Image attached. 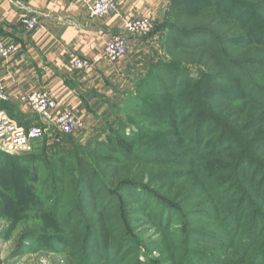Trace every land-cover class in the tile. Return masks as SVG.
Instances as JSON below:
<instances>
[{"label":"trees","instance_id":"16d2710c","mask_svg":"<svg viewBox=\"0 0 264 264\" xmlns=\"http://www.w3.org/2000/svg\"><path fill=\"white\" fill-rule=\"evenodd\" d=\"M241 10L262 20L238 0H171L163 23L156 29L167 59L149 65L135 93L128 91L124 99L127 108L140 111L147 121L177 126V136L186 144L183 148L189 156L170 152L144 134L127 135L124 119H116L118 127L107 132V141L95 140L85 148L76 146L71 135L63 134L57 140L67 150L50 155L44 153L47 145L43 152L36 150L42 139L34 144L32 155L10 156L0 151V186L5 188L2 198L8 204L0 205V210L49 215L46 208L52 206L56 214L52 217L58 218L62 236H68L73 249L85 254L86 264L98 255L95 250L102 247L106 253L115 248V242V253L120 254L131 245L134 249L139 246L126 233L118 240L112 238L115 232L108 230L110 227L104 233L103 220L113 219L130 230L129 222L141 219L145 212L160 228L169 227L181 216L184 232L177 243L183 244L187 254L182 260L175 247L158 239L148 249L150 255L158 252L160 256L149 264L231 263L232 259L218 249L239 250L245 261L252 254L250 264H264V240L258 242L264 236V163L258 159H264V133L257 138L249 133L246 138L231 139L238 155L224 154V144L230 138L227 130L236 138L237 133L208 114V109L227 113L238 101L243 102L241 113L248 111L251 122L258 123L257 110L264 112V33L254 31L252 39H236L241 27L236 13ZM258 28L264 30V25ZM209 138H213L210 148L202 155ZM196 160V174L207 183L203 187L186 179L193 174L190 169ZM177 163L189 170H157ZM42 165L48 175L39 190L31 184L30 174L37 175ZM232 172L239 179L236 183L229 180ZM204 188L209 197H204ZM41 194L47 199L42 200ZM234 198H238L236 203L229 205ZM30 236L29 240L43 242L40 235ZM238 239L241 249L235 246ZM200 244L214 251L191 247ZM136 256V264H143L137 252Z\"/></svg>","mask_w":264,"mask_h":264},{"label":"rangeland","instance_id":"374dc122","mask_svg":"<svg viewBox=\"0 0 264 264\" xmlns=\"http://www.w3.org/2000/svg\"><path fill=\"white\" fill-rule=\"evenodd\" d=\"M167 2L169 6L171 0H167ZM238 2L241 3L243 7L256 11L263 21L260 19L258 21L257 19L255 20V18H253L249 13L243 14L242 10L238 11L236 16L239 18L241 27L238 29L236 39H252L254 36V31L259 32L261 30L259 33H264L263 29L258 28L259 26L264 25V3L261 2V0H238ZM161 23H163L162 16L159 18V20H154V27L147 36L137 37V44L135 48L133 47L131 50H128L127 56L122 62L115 65L112 64L113 69L111 70L114 71V76L111 77V81L108 82L112 87H105L104 91L102 92L105 101L100 107L93 108L97 113V116L95 115V117H90V120H84L78 116L82 120V128L74 135H71V140L76 146L79 148H85L95 140H105L106 135L108 134L107 132L113 133V130L117 129L119 121L116 119H124L126 122L125 126L127 128V135L135 132L144 134L149 139H152L154 143L166 146L170 152H176L180 155L189 156L188 149L183 148L186 144L179 138V136H177L180 131L177 126H175L173 123L163 126L155 125L152 122L147 121L146 116L142 115L140 111L132 108L130 109L129 107L127 108L126 105H124V99H126L128 91H130L132 94L135 93V87L145 79L146 69L149 67V65L156 63L158 60L167 59L162 49V39L160 35L156 33L157 26ZM140 46L141 48H139ZM131 67L133 70H128L129 68L131 69ZM255 82L258 83L256 80ZM199 99H202V97H199ZM241 105H243V102L238 101L237 104H234L233 108H231L229 112L224 114L218 113L217 111L211 112V110L208 109V114H210L212 117H215L217 122L222 123L224 121L226 125L231 126L237 133L236 138L233 133L231 134V132L227 130L230 138L228 139L227 144H224L223 150L224 154H229L234 157L238 155V150L235 148L236 146H234L235 144L234 142L232 143L231 139L233 141H237L239 138H246L249 133H251V136L254 135V137L257 138L262 135V133H264V112L260 111L257 113L258 110H254V113L256 111V117H258V123H255L254 121L251 122L248 111L243 110L241 113L243 109V106ZM123 109L125 110L123 111ZM198 114H201V112H198ZM244 117H247L248 120L246 121ZM59 137H63V134L60 133L56 128L51 127L43 140L38 143L36 150L43 152L46 145L47 149H45L44 153H49L50 155L52 153L58 152L59 150L62 151V149L67 150L66 145H59L57 140ZM212 140L213 138H209L204 144L202 155H206L208 148H210L211 145L210 141ZM230 143H232V147H230ZM34 148L35 146L33 145L32 152L29 154L32 155L35 153L34 151L36 150ZM258 159L260 162L262 161V163H264V159L261 158V156H258ZM194 163L195 165L190 169L193 171V174L191 172V174H189L191 176H187L186 179L192 184H195L198 181L203 187L204 185H207L206 181L202 182L199 180V177L196 174V167L199 165V160L194 161ZM169 169L175 171H182L184 169L189 170L188 167H184V165L179 163L170 166L166 164L160 166L157 170L165 172ZM249 173L250 172H248V174ZM47 175L48 171L42 165L40 172L37 173V175L36 172L30 174V180L32 181L31 184L35 187L39 186V190H42L43 183ZM230 175H233L232 178H229L230 181H235V183L239 181L238 178L236 179L237 176L234 172L229 174V176ZM214 179L219 180L222 179V177L215 176ZM35 180L38 181L34 182ZM26 181L28 185H31L27 179ZM0 190L3 193L0 195V205L8 206V204H5L6 201H4L2 198L3 195L6 196L5 188L0 186ZM244 191L246 190L244 189ZM203 194L205 195L204 197H209L207 189L205 188L203 189ZM41 196L42 200L47 199V197L43 196L42 194ZM203 199H205L204 201L206 204V198ZM236 199L238 200V198L230 199L228 204L230 205L232 203H236ZM218 209L221 212L223 210V205ZM1 210L0 264H86L85 254L82 251L73 249L71 243L69 242L68 236H62V228L59 225L58 218L56 219L55 217H52L56 215L54 212H52V206H47L46 208V213L49 215L37 211L30 213L14 211L10 213L4 208ZM250 213L251 211L248 212L247 218L249 217ZM149 214L145 212V217L143 216L141 219L136 220L135 222L130 221V230H128V227L125 226V223V225L120 226L113 219L103 220L104 223L102 224V231L104 233L110 229L113 230L115 234L112 236V238L116 240H118L121 235L126 233L129 238L139 243L140 247L137 246V248L134 249V246L131 245L127 247L122 254H120L115 253L116 248H118L115 242V248H111L110 250L106 251V253L105 251H102V247L97 251L95 250L94 253L98 255L93 256L89 264H136V252L137 255H140L139 260L141 263L149 264L148 261H152V259H158L160 256L158 252L151 253L150 255L148 249V247L158 239H164L167 241L168 247H175L176 249L174 250L177 256L184 260L187 257V254L181 247L183 244L180 242L177 243V241L181 239L184 232L182 217L176 216L172 225L169 224V227L160 228L153 220L150 219ZM96 216H94V218L92 217V219H95ZM120 217H122V215H120ZM93 222V224L96 223L95 221ZM106 227L110 228L107 230ZM30 234L40 235L42 238L41 241L43 242H40L41 244H39L29 240L31 239ZM52 239L57 241V243L50 242ZM228 239L232 238L228 237ZM263 240L264 236H261L258 242L260 243ZM99 242L101 244V241ZM241 244V239L235 241V246H238L239 249H241ZM233 245L234 242L229 243L228 247ZM191 247H198V249L201 250L214 251V249H211V247H209L207 244H202V246L201 244L200 246L192 245ZM217 251L220 252L221 255L230 257L232 259L230 260L231 263L227 261V264H250L249 259L251 262L253 261V258H251L252 254H250L248 260L245 261L246 258L242 253H240L239 250L230 251L218 249ZM193 261H195V259H193Z\"/></svg>","mask_w":264,"mask_h":264},{"label":"crops","instance_id":"0c3cea01","mask_svg":"<svg viewBox=\"0 0 264 264\" xmlns=\"http://www.w3.org/2000/svg\"><path fill=\"white\" fill-rule=\"evenodd\" d=\"M21 1L39 15V27L28 33L22 24L27 14L8 0H0V41L19 48L13 59L0 57V84L8 96L7 102H0V110L25 129L43 125L20 102L21 96L35 91L48 92L59 112H72L84 120L97 116L93 108L104 102L102 92L106 86L112 87L108 82L114 76L112 64L103 58L105 45L123 32L125 19L148 16L157 21L162 16L163 20L168 11L167 0H115L113 14L93 19L86 2L96 0ZM136 39L130 38V50L135 48ZM71 55L93 63L92 71L72 70Z\"/></svg>","mask_w":264,"mask_h":264},{"label":"built area","instance_id":"2783aa9c","mask_svg":"<svg viewBox=\"0 0 264 264\" xmlns=\"http://www.w3.org/2000/svg\"><path fill=\"white\" fill-rule=\"evenodd\" d=\"M17 9L27 15L22 24L28 33L39 27V15L28 9L21 0H8ZM91 18L102 19L116 11L115 0H96L86 2ZM154 27L152 17L125 19L123 32L109 41L103 51V58L110 64H119L127 56L131 37L147 36ZM19 53L18 46L0 41V57L10 60ZM69 66L76 72H90L93 63L77 55H71ZM6 88L0 84V102H7ZM20 102L37 115L43 125H34L28 129L19 126L6 112L0 110V151L10 156H21L32 152L33 145L42 140L48 130L56 128L64 135H74L82 128V120L72 112H59L57 102L48 92L35 91L21 96Z\"/></svg>","mask_w":264,"mask_h":264}]
</instances>
